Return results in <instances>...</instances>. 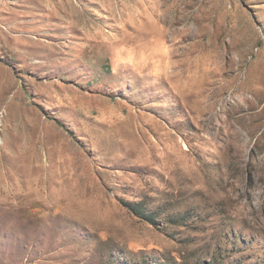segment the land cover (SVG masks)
<instances>
[{
	"label": "rangeland",
	"instance_id": "374dc122",
	"mask_svg": "<svg viewBox=\"0 0 264 264\" xmlns=\"http://www.w3.org/2000/svg\"><path fill=\"white\" fill-rule=\"evenodd\" d=\"M0 264H264V0H0Z\"/></svg>",
	"mask_w": 264,
	"mask_h": 264
},
{
	"label": "trees",
	"instance_id": "16d2710c",
	"mask_svg": "<svg viewBox=\"0 0 264 264\" xmlns=\"http://www.w3.org/2000/svg\"><path fill=\"white\" fill-rule=\"evenodd\" d=\"M134 206V210L137 214L143 216L145 219L149 220L150 222L154 223L155 222V216L153 215V213H148L146 212L142 206H140L139 203H133Z\"/></svg>",
	"mask_w": 264,
	"mask_h": 264
}]
</instances>
